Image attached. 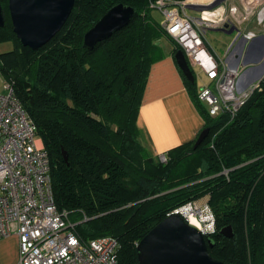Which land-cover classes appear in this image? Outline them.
<instances>
[{"label":"trees","instance_id":"obj_1","mask_svg":"<svg viewBox=\"0 0 264 264\" xmlns=\"http://www.w3.org/2000/svg\"><path fill=\"white\" fill-rule=\"evenodd\" d=\"M154 1L75 0L60 31L32 49L0 0V43L13 45L0 52V72L36 126L55 203L82 240L115 236L117 264H138L137 244L158 221L207 196L216 224L210 254L224 264H264V77L231 118L211 116L195 80L183 75L209 133L194 148L201 129L161 162L140 141L137 117L150 65L166 55L158 40L169 41L172 56L179 46L154 15ZM117 3L134 8L129 24L86 48L84 33ZM228 224L232 237L220 232Z\"/></svg>","mask_w":264,"mask_h":264},{"label":"built area","instance_id":"obj_2","mask_svg":"<svg viewBox=\"0 0 264 264\" xmlns=\"http://www.w3.org/2000/svg\"><path fill=\"white\" fill-rule=\"evenodd\" d=\"M214 0H155L151 6L161 14L160 24L185 53L192 67H198L208 79L198 90L199 99L211 116L227 112L233 118L239 108L258 88L259 82L238 92L237 79L245 68H229L232 51L241 37L244 56L248 42L264 33V0H224L213 8L195 9ZM181 7L182 12L179 7ZM256 17L260 31L243 30L241 24ZM224 22L238 27L236 34L219 56L206 43V30ZM233 58V59H232ZM241 63V61L239 62ZM212 85V86H211ZM0 92V237L16 233L19 256L16 264H117L118 239L100 235L82 240L74 231L67 212L58 209L53 193L50 158L36 133V126L23 109L12 85L5 81ZM167 161L165 153L159 155ZM171 213L195 221L204 235L215 232V215L207 202L188 201Z\"/></svg>","mask_w":264,"mask_h":264},{"label":"water","instance_id":"obj_3","mask_svg":"<svg viewBox=\"0 0 264 264\" xmlns=\"http://www.w3.org/2000/svg\"><path fill=\"white\" fill-rule=\"evenodd\" d=\"M224 0H214L206 6L189 5L193 9L213 8ZM75 0H8L7 8L13 31L24 46L37 49L47 43L68 20ZM134 14L131 5L117 3L110 7L83 35V45L92 49L99 41L107 39L116 31L129 24ZM5 24V14L0 2V27ZM227 35L238 31L235 24L224 22L213 28ZM246 42L241 37L234 46L229 68L238 64L245 68L240 73L236 89L238 92L264 77V33L253 37L247 44L241 58V48ZM174 59L186 79L195 80L191 65L182 49H177ZM241 61V63H239ZM209 127L202 129L194 142L196 148L206 138ZM62 156L68 162L67 151ZM222 235L233 236L231 224L220 229ZM213 245L210 237L204 235L196 225L179 213H170L158 221L138 242V264H224L213 257L208 248Z\"/></svg>","mask_w":264,"mask_h":264},{"label":"crops","instance_id":"obj_4","mask_svg":"<svg viewBox=\"0 0 264 264\" xmlns=\"http://www.w3.org/2000/svg\"><path fill=\"white\" fill-rule=\"evenodd\" d=\"M230 40L231 37L224 50ZM6 43H0V52L6 51L3 50ZM8 47L7 50L12 45ZM164 49L166 55L150 65L137 117L140 141L155 154L192 140L204 124L185 86L183 74L170 53L171 49ZM4 82L0 72V92H4ZM18 256L17 234L0 237V264H16Z\"/></svg>","mask_w":264,"mask_h":264},{"label":"rangeland","instance_id":"obj_5","mask_svg":"<svg viewBox=\"0 0 264 264\" xmlns=\"http://www.w3.org/2000/svg\"><path fill=\"white\" fill-rule=\"evenodd\" d=\"M231 2L236 3L237 0H231ZM179 9L182 12L181 7H179ZM186 10H187L188 15L194 16V17L198 16L197 10H195L191 7H188V6L186 7ZM154 15L157 17V19H159V20L161 19V14L158 12V10H154ZM240 28L243 30L253 29L255 31H260L263 28V26L257 22L255 16H252L250 19H248L247 21L242 23ZM235 34H236V32H233V34H231V35H227L223 32L216 31L213 28H209L206 30V39H207L206 45L210 49H213L219 56H224L225 45L228 43L230 37L234 36ZM158 44H160L163 48L171 49V44L169 43V41H167L165 39H159ZM9 45H12V43L7 42L6 44H4L5 49H3V50H7V48H9L8 47ZM193 71H194V76H195L196 88H197V90H199L204 84H208L209 81L206 78V76L199 70L198 67H193ZM149 151L152 152L151 150H149ZM157 154L160 155L161 153H157ZM193 201H196L197 203L207 202V196H203L201 198L194 199Z\"/></svg>","mask_w":264,"mask_h":264},{"label":"bare ground","instance_id":"obj_6","mask_svg":"<svg viewBox=\"0 0 264 264\" xmlns=\"http://www.w3.org/2000/svg\"><path fill=\"white\" fill-rule=\"evenodd\" d=\"M197 1H201V0H197ZM190 222H191L192 224H194V225H196V226H197V224H196V222H195V221L191 220Z\"/></svg>","mask_w":264,"mask_h":264}]
</instances>
